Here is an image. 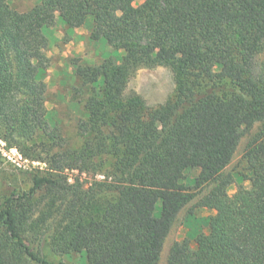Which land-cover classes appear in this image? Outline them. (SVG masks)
Masks as SVG:
<instances>
[{
    "label": "trees",
    "instance_id": "16d2710c",
    "mask_svg": "<svg viewBox=\"0 0 264 264\" xmlns=\"http://www.w3.org/2000/svg\"><path fill=\"white\" fill-rule=\"evenodd\" d=\"M57 15L70 28L92 16L90 38L124 51L120 62H74L90 95L89 135L73 151L47 119L45 28ZM262 46L264 0H149L142 12L131 0H40L23 12L0 0V139L50 166L28 172L27 189L0 183V264H75L63 258L75 252L89 264H159L179 213L212 182L199 202L216 212L210 234L194 252L176 241L168 264H264V127L244 155L251 188L231 195L223 176L244 130L264 121V81L252 71ZM159 65L174 70L171 99L153 107L127 93L139 69ZM103 154L115 158L110 183L86 189L63 174ZM192 169L194 189L183 181ZM41 191L64 196L62 221L29 233Z\"/></svg>",
    "mask_w": 264,
    "mask_h": 264
},
{
    "label": "rangeland",
    "instance_id": "374dc122",
    "mask_svg": "<svg viewBox=\"0 0 264 264\" xmlns=\"http://www.w3.org/2000/svg\"><path fill=\"white\" fill-rule=\"evenodd\" d=\"M7 1L13 8L23 12L40 0ZM131 4L142 12L147 8L149 0H131ZM92 23L93 17L90 16L81 26V30H69L60 21H55L52 26L45 28L48 38L46 53L50 59L49 66L44 72V80L47 83V119L52 128L58 129L61 135L58 142L62 145L63 151L81 148L89 135L84 131V122L89 118L85 103L90 95V88L83 86L76 74L74 62L79 60L81 64L96 65L109 57L120 62L124 54L122 48L107 43L105 39H91ZM252 71L256 80L264 81V46L260 47L253 59ZM175 88L176 76L173 68L159 65L139 69L129 80L126 91L139 94L148 106L157 107L173 97ZM263 127L264 121H258L250 129L244 130L229 165L223 171V176L230 175L233 178V183L229 187L231 195L238 193L241 188H251L249 179L251 173L244 155L249 142ZM114 161L115 158L111 155L94 156L86 163L80 161L84 170H67L63 174L68 176L71 184L79 181L82 187L87 189L95 183L112 181L111 171ZM49 167L45 163L25 158L16 147L0 139V183L4 188L18 186L27 189L30 183L26 174L38 170L49 171ZM53 173L56 175L59 172ZM198 173L199 169L187 171L184 183L194 189V179ZM215 185V182L205 185L181 210L164 242L159 264H168L170 249L176 241L186 242L194 252L197 247V237L201 234H210L208 218L216 212L200 206L199 202ZM100 196L113 197L107 192H100ZM33 203L28 225L29 233L51 228L62 221V211L66 204L64 196L41 191L35 196ZM45 213L49 214V219L43 223L41 220ZM63 258L75 264H89L83 253L75 252Z\"/></svg>",
    "mask_w": 264,
    "mask_h": 264
},
{
    "label": "crops",
    "instance_id": "0c3cea01",
    "mask_svg": "<svg viewBox=\"0 0 264 264\" xmlns=\"http://www.w3.org/2000/svg\"><path fill=\"white\" fill-rule=\"evenodd\" d=\"M62 22V25L64 26V27H67V28H69V30L70 29H72V30H81V27H78V28H70L67 24H66V22L61 18V16L60 15H57V17H56V22ZM93 24V23H92ZM88 34V33H87Z\"/></svg>",
    "mask_w": 264,
    "mask_h": 264
}]
</instances>
